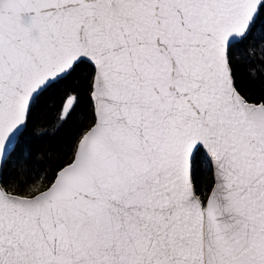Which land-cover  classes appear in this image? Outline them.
<instances>
[{
  "label": "snow or ice",
  "instance_id": "obj_1",
  "mask_svg": "<svg viewBox=\"0 0 264 264\" xmlns=\"http://www.w3.org/2000/svg\"><path fill=\"white\" fill-rule=\"evenodd\" d=\"M0 264H264V0H0Z\"/></svg>",
  "mask_w": 264,
  "mask_h": 264
},
{
  "label": "trees",
  "instance_id": "obj_2",
  "mask_svg": "<svg viewBox=\"0 0 264 264\" xmlns=\"http://www.w3.org/2000/svg\"><path fill=\"white\" fill-rule=\"evenodd\" d=\"M239 72H240L241 79H243L245 81V83L247 84L248 83V78H247L246 70L241 68L239 70Z\"/></svg>",
  "mask_w": 264,
  "mask_h": 264
}]
</instances>
